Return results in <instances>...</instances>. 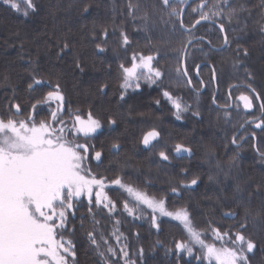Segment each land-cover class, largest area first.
Wrapping results in <instances>:
<instances>
[{"label": "trees", "instance_id": "trees-1", "mask_svg": "<svg viewBox=\"0 0 264 264\" xmlns=\"http://www.w3.org/2000/svg\"><path fill=\"white\" fill-rule=\"evenodd\" d=\"M132 2L140 4L138 17L144 11H148L151 16L155 0ZM207 2L211 4L213 0ZM241 2L252 9V13L250 17L247 12L241 13L239 24L235 21L232 23L229 34L240 37L234 41L232 49L237 44L248 48L250 55L246 58V64L256 74L257 86L264 90V35L260 34L256 26V21L264 9L260 7L261 0H231V6L238 7ZM34 3L38 5L35 11L28 7L16 10L0 0V116L7 118L11 114L7 106L10 98L14 97L11 102L21 105L17 119H24L30 113L35 116L37 123L42 119H48L51 109L56 106L55 103L50 106L41 104L34 111L31 106L51 89L46 85H40L30 92L27 88L31 82L29 73L35 67L38 78L49 80L53 84L59 82L66 96L64 115L61 119H68L69 108L80 109L82 116H87L91 109L93 115L99 117L104 125L93 139L86 140L80 137L78 143L95 145L84 164L85 169L90 170L97 178L105 177V182L109 184L106 193L120 202L119 210L114 217H107L106 211L96 216L100 224L95 234L101 243V250L108 246L100 241V234L103 233L108 244L117 253L116 257L110 258V264H123V260H119L118 257L124 245H127L129 258L136 260L137 264H209L207 260H197L196 257L202 256V252L200 246L194 243L191 245L193 248L191 255L184 251L177 254L175 242L188 240V234L179 221L170 217H160L158 220L160 228L157 230L151 226L150 209L146 210L145 219H133L124 213L122 203L127 193L118 186L110 185V181L119 175L125 183L132 184L157 199H165L170 210L187 206L195 227L206 232V235L202 236L206 243H215L217 247L231 246L215 240L210 228L218 227L223 232L236 223L222 215L230 208H235V205L230 203L231 190L235 183L243 184L249 179L254 183L264 180V160H261L253 150L255 140L258 152L264 153V131L255 128L254 125H248L239 133V137H246L240 147L231 145L230 140L235 131L233 123L248 118L243 114L242 105L240 114L233 112V123L225 124L222 119H218L217 107L212 103L215 86L214 83H207L210 77L208 67L201 69L200 78L207 85L203 90L199 79L195 77L194 72L192 73L193 87L199 89V94L193 88L179 86L171 70L175 68L179 59V54L174 49L179 46L182 35L177 33L171 37V43L166 44L165 41L169 38L166 26L160 23L158 17L152 16L149 29L145 30L142 20L133 21L128 17V0H34ZM199 3L200 0L193 1L186 8L184 15L186 24H191L198 18V14L192 13L191 8ZM85 4L90 5V8L87 13H82ZM26 12L27 15L24 14ZM113 19L117 25H123L129 33L132 45L125 52L118 47L116 37H110L106 45L107 50L99 53L95 50V44L99 40L92 41L90 37L93 23L95 22L99 29L104 25L111 26ZM152 20H155V26ZM215 30L214 24L202 23L193 35L206 36L216 44L219 41L215 39ZM64 37H69L72 51L65 52L57 58L56 52L59 49L53 47V44L57 39L62 44ZM133 50L142 51L144 55H157L158 59L154 63L162 69L164 77L158 85L149 86L142 83L139 90L129 89L125 99L121 101L119 64L123 62L130 65ZM230 54L231 49L206 61H214L220 72V82L216 84L217 105L229 102L227 88L235 79L230 67L231 59L227 62L222 60V57H229ZM77 57L82 62L84 72H80L74 66V59ZM204 60L201 52L192 51L189 64L194 68L195 64ZM29 61H35V64H30ZM5 76L8 77V85L3 83ZM100 83L108 85L104 95L97 94L96 89ZM162 88L170 90L191 106L181 120H176L173 115L174 109L161 96ZM242 90H234L232 96L235 97V94ZM157 99L161 101L159 105L155 103ZM194 112H199L200 115L193 116ZM258 112L259 109L256 108L251 115H258ZM109 116L116 120L115 125H108ZM153 127L161 132V139L155 147L146 149L140 140L143 133ZM113 141H118L121 145L118 153L109 152V146ZM177 143L191 147L192 155H173L172 149ZM225 144H228L227 148ZM97 150L103 151V162L99 164L91 158ZM161 150L168 152L169 161H162L159 158L158 153ZM208 152L214 153V157L210 158ZM237 153L239 155L236 167L226 179L224 173L217 170L216 165L219 162L225 166L224 171H228L227 162ZM182 170L186 171L187 175H181ZM195 177L199 178L196 185L180 188L179 194L171 192V188L177 187L181 181L186 183ZM250 187H254V184ZM260 199V196L253 198V207ZM88 206V202L81 199L74 209L75 215L69 213L68 227L74 228L75 232L68 238L73 240L77 264H103L95 247L87 238V231L93 230ZM115 220H120L121 223L115 225ZM114 225L119 230L117 234H123L119 242L112 235ZM247 234L258 242L254 253L249 254L250 264H264V229L250 224ZM65 235L68 236L67 233ZM141 248L144 249L143 261L139 259ZM212 264H215V261H212Z\"/></svg>", "mask_w": 264, "mask_h": 264}, {"label": "snow or ice", "instance_id": "snow-or-ice-1", "mask_svg": "<svg viewBox=\"0 0 264 264\" xmlns=\"http://www.w3.org/2000/svg\"><path fill=\"white\" fill-rule=\"evenodd\" d=\"M4 4L18 10L14 0H3ZM188 0H155L152 4L151 16L148 11H144L139 17V2L133 3L128 0L127 15L133 21L140 19L143 21V28L149 29V21L152 16L158 17L161 24L165 25L169 38L166 44L171 43V37L177 33L182 35L179 46L174 49L179 54V59L174 69L171 70L173 78L179 86L193 88L199 94V89L193 87V75L201 77V69L208 67L210 77L207 83L219 84L220 72H218L214 61L209 58L227 52L231 49L229 57H222L224 62L231 59V70L234 82L228 85L229 101L223 105H217L218 119H222L225 124L233 123V112L240 114L241 104L244 115L248 118L233 123L232 138L230 144L236 148L240 147L246 137H239V132L245 130L246 126L254 125L255 128L264 131V90L256 84V74L246 64V58L250 55L248 48L237 44L232 49L235 40L240 39L238 35L229 34V29L235 21L240 22L241 13L247 12L251 16L252 9L241 2L238 7L231 6V0H213L211 4L207 0H200V3L191 8L192 13H197L198 18L191 24H186L184 15L185 4ZM176 4L177 6H174ZM28 9L35 11L38 7L34 0H27ZM71 7V5H69ZM260 7L264 9V0H261ZM90 5L85 4L82 13L89 11ZM207 9V11L205 10ZM27 15L28 13H24ZM55 15V13H52ZM123 14V13H121ZM202 22H210L216 25L215 39L219 43L214 44L212 39L206 36H194L193 33ZM155 26V20H152ZM256 26L261 35H264V11L260 13V18L256 21ZM246 27V24H245ZM234 32L235 29H232ZM92 41L99 40L95 44V50L104 53L110 37H116L118 47L127 52L132 45V39L123 25H117L115 20L111 26L104 25L97 28L95 22L90 31ZM53 47L59 49L56 52L57 58L65 52L72 51L69 37L63 38V43L57 39ZM207 48V50H205ZM192 51L201 52L205 60L195 64L191 68L189 57ZM157 55H144L142 51L133 50L130 65L119 64L121 77L120 100H124L129 89L136 91L142 83L158 85L164 77L157 61ZM35 64V61H29ZM74 66L80 72H84L82 62L77 57L74 59ZM31 82L28 90L34 91L36 86L46 85L51 90L47 91L42 99L32 104V110H36L41 104L49 106L55 103V108L50 111L48 119H42L38 123L31 113L24 119H17L21 112L19 103L11 102L10 98L7 106L11 113L4 118L0 116V264H77L76 251L73 240L75 229L69 228L70 216L75 215L74 210L81 197L88 199V215L91 217L92 229L87 231V238L91 245L95 247L98 256L103 264H110V258L116 257L115 249L108 244L103 233L100 234V241L108 245L101 250V243L96 238V229L100 221L96 216L105 213L107 217H114L119 210L120 202L110 197L105 188L108 186L105 177L97 178L83 167L84 162L89 158L91 150L95 145L78 143L82 136L86 140L93 139L94 135L103 128L101 119L94 116L91 109L84 118L80 109L67 111L68 119H61L64 115L66 96L60 83L53 84L49 80L38 78L36 69L33 67L29 73ZM3 83L9 84L8 77H4ZM199 83L206 87V82L200 78ZM108 85L100 83L96 89L97 94H106ZM236 89H243L239 95L233 97L232 92ZM13 92L15 88L13 86ZM161 96L174 109L173 115L176 120H181L184 113L190 110V105L183 102L181 97L175 96L168 89H161ZM157 105L161 103L159 99L155 101ZM216 103V94H213V104ZM259 109L258 115H251V112ZM15 110L14 112L12 110ZM199 112H194L193 116H199ZM107 123L109 126L115 125L116 120L109 116ZM71 137V138H69ZM253 138L255 134L253 133ZM161 139V132L155 127L143 133L140 143L146 148H153ZM228 144H225V148ZM255 147V146H254ZM121 145L118 141H113L109 146V152L118 153ZM175 156L182 154L192 155V148L184 144L177 143L172 149ZM210 158L214 153L208 152ZM239 154L234 155L227 162L228 171H224V165L219 162L216 165L218 171L223 172L227 179L232 169L236 167V159ZM162 161H169V154L166 150L158 153ZM260 159L264 160V153H259ZM91 158L99 163L103 162V151L97 150ZM181 175H187L182 170ZM198 177L192 178L186 183L181 181L177 187H172L171 192L179 194L180 188H188L198 183ZM211 179V177H210ZM254 184V187H250ZM110 185L118 186L119 189L127 193L122 203V210L133 219H145L147 209L151 210V226L159 230L160 217H170L179 221L186 233L187 241H176L175 250L177 254L181 251L189 255L193 253L192 244L200 246L202 256H197V260H207L209 264H250L249 254L254 253L258 242L247 234L248 227L259 226L264 229V180L254 183L251 179L242 183H235L231 190L230 203L235 208H230L222 213L223 217L236 221L228 229L221 232L218 227H211L215 240L222 241L231 246L217 247L215 243H206L202 236L206 232L198 230L192 220V214L187 206L170 210L166 200L157 199L147 192L141 191L132 184L125 183L123 178L117 175L110 181ZM94 194V200H93ZM260 196L259 203L253 207V198ZM93 205L95 207H93ZM239 217V219H237ZM120 220H115V225H119ZM211 223V222H210ZM84 224V217L81 218V227ZM112 235L119 242L123 234L118 233L115 228ZM233 229L235 231L233 232ZM65 233L68 234L66 237ZM234 236V239H233ZM166 251H170L166 249ZM144 249H139V259L143 261ZM119 260L123 264H137V261L129 258L127 245L120 249Z\"/></svg>", "mask_w": 264, "mask_h": 264}, {"label": "rangeland", "instance_id": "rangeland-1", "mask_svg": "<svg viewBox=\"0 0 264 264\" xmlns=\"http://www.w3.org/2000/svg\"><path fill=\"white\" fill-rule=\"evenodd\" d=\"M1 1H3V0H1ZM16 4H17V6H18V10H22V9H25V8H27V1H25V0H15L14 1ZM200 79V78H199ZM215 86V88L217 89V91H218V88H217V85L215 84L214 85ZM215 91V90H214ZM239 93H240V91H238L236 94H235V96H237V95H239ZM217 94V93H216ZM227 96H228V94H227ZM228 99H229V97H228ZM242 105V104H241ZM87 116H84V118H86ZM242 131V130H241ZM240 131V132H241ZM239 132V133H240ZM82 137V136H81ZM69 138H71V137H69ZM78 142V141H77ZM257 149V148H256ZM258 151V150H257ZM94 160V159H93ZM87 161V160H86ZM85 161V162H86ZM85 162H84V164H85ZM83 167L85 168V165H83ZM84 174H87V170H86V172L84 173ZM106 184H108V183H106ZM108 186H109V184H108ZM107 186V187H108ZM105 192H106V188H105ZM81 199H84L85 201H87L88 202V199H87V197H81L80 198V200ZM93 200H94V194H93ZM72 211H74V210H72Z\"/></svg>", "mask_w": 264, "mask_h": 264}, {"label": "water", "instance_id": "water-1", "mask_svg": "<svg viewBox=\"0 0 264 264\" xmlns=\"http://www.w3.org/2000/svg\"><path fill=\"white\" fill-rule=\"evenodd\" d=\"M193 1H196V0H188V3L187 4H185L184 5V7L185 8H187L188 6H189V4L190 3H192ZM202 23H210V22H202ZM211 24H213V23H211ZM215 25V24H214ZM216 26V25H215ZM194 75H195V73H194ZM197 78V77H196ZM197 79H199V78H197ZM214 85H215V83H214ZM203 88L204 87H202L201 88V90H203ZM192 89V88H191ZM215 94L217 93V89L215 88ZM227 94H228V97H229V89L227 88ZM230 102V101H229ZM212 103H213V96H212ZM215 107H217V104L215 103V104H213ZM255 146V147H254ZM253 150H254V152L259 156V152L257 151V149H256V141L254 140V143H253Z\"/></svg>", "mask_w": 264, "mask_h": 264}]
</instances>
